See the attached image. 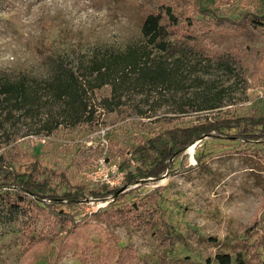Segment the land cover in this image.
Instances as JSON below:
<instances>
[{"label": "rangeland", "instance_id": "obj_1", "mask_svg": "<svg viewBox=\"0 0 264 264\" xmlns=\"http://www.w3.org/2000/svg\"><path fill=\"white\" fill-rule=\"evenodd\" d=\"M160 3L171 5L174 28L190 36L169 30L163 50L146 45L139 30ZM204 13L237 23L214 24ZM249 13L264 14V0H0V82L20 79L33 94L24 105L0 103V264H118L114 243L130 248L122 264H218L221 252L238 253L243 264L264 260V138L236 136L234 128L202 134L158 176L127 185L116 169L127 148L167 127L264 114V25H251L243 16ZM130 47L148 53L110 78L108 68L98 87L89 81L81 120L65 114L63 99L51 97L42 80L56 61L87 75L90 60L107 63ZM142 62H160L169 76L143 78ZM55 119L62 121L48 130ZM31 158L71 182L115 184L120 194L67 206L19 191L16 210L14 182ZM132 201L138 217L94 214L97 206ZM61 207L87 215L82 230L91 242L84 250L53 253ZM107 232L104 257L93 243ZM47 255L48 262L35 261Z\"/></svg>", "mask_w": 264, "mask_h": 264}, {"label": "trees", "instance_id": "obj_2", "mask_svg": "<svg viewBox=\"0 0 264 264\" xmlns=\"http://www.w3.org/2000/svg\"><path fill=\"white\" fill-rule=\"evenodd\" d=\"M172 10L170 4L160 3L156 11L144 14L140 21L139 30L141 36L146 40V45L155 46L160 50L165 49L168 44L167 36L168 32H170L169 30H172L171 32L177 38H190L189 32L185 33L182 26L174 28L177 24V17ZM204 14L214 24L233 26L237 23V20L224 15ZM243 16L253 26L264 25V14L249 13ZM207 27L206 32L212 29V26ZM142 53L147 54L148 50L138 51L136 47H130L116 53V55H112V58H109V62L107 63L99 59H92L87 64V75L74 73L70 68H64L60 61H56L52 67V73L42 80L47 82L48 92H50L51 97L63 99L65 114L74 121L81 120L84 112L88 109L87 105H89L87 99L82 94L88 82L93 81L92 87H98L107 81L108 68L110 78V74L121 71L126 66H136L140 61L139 55ZM137 72L143 78L151 81H159L169 76L160 62H155L152 65L142 62V66L137 67ZM32 97V92L23 86V81L20 79L0 82V103L12 101L14 105H24V103L30 102ZM61 121V119H55L52 124L47 126V129L51 130ZM247 126L249 127L247 128ZM227 128H234L235 130L232 133L236 136L244 134L247 137L262 139L264 138V114L223 116L211 122L167 127L125 150L124 155L121 156L116 165V169L121 173V183L127 185L131 180L136 178L158 176L165 168L170 166V160L172 161L178 153L202 134H209L211 131L220 132L222 129ZM240 130H246L247 133H241ZM24 167L25 170L22 172V175L14 182L16 183L14 184L16 188L13 189L15 202L12 203L16 210L19 207L18 202L22 200L19 191L30 193L35 200L43 202L49 199L67 206L87 199L110 198L114 200L120 194L117 193L119 188L117 185L109 184L105 181L96 182L92 186H87L83 182H71L65 172L48 168L40 164L36 158H31ZM178 167L181 168L182 166L180 167L179 164ZM124 205L126 206L122 204L110 206L109 203L100 205L97 206L94 214L109 215L111 213H120L117 216H122V218L127 214H135V217L139 216L136 202L132 201ZM129 211L130 213H127ZM55 214L58 217L57 227L62 230L57 238L55 252H53L55 255L69 246L78 250H84V248L90 245L91 239L86 238L87 235L82 230L87 222L81 219L87 218L86 214L76 217L73 213L64 210L62 207L58 208ZM72 233L75 235V238ZM70 234L72 235L70 236ZM111 237L115 238L114 235ZM27 241L29 242V240ZM93 245H97L101 249V254L104 257L106 255L109 256V232H107L103 243L94 242ZM112 245V251H116L115 258L120 259L117 262L118 264L126 261V257L132 256L130 253H126L130 251V248L126 246L118 247L115 243ZM80 247L84 248L80 249ZM214 258L218 264H229L232 260L238 264H243V260L238 253L233 258L226 252L216 253ZM40 259L48 262V255L46 257H35V261H39ZM50 264L55 263L50 262ZM260 264H264V260Z\"/></svg>", "mask_w": 264, "mask_h": 264}]
</instances>
